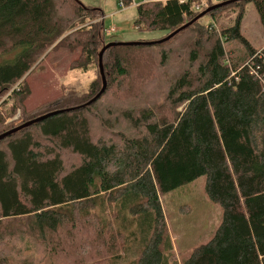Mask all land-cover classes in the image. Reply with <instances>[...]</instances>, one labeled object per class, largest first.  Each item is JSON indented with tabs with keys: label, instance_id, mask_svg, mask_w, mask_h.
Segmentation results:
<instances>
[{
	"label": "trees",
	"instance_id": "trees-1",
	"mask_svg": "<svg viewBox=\"0 0 264 264\" xmlns=\"http://www.w3.org/2000/svg\"><path fill=\"white\" fill-rule=\"evenodd\" d=\"M248 2L264 32V0L231 6ZM227 7L208 16L217 21ZM136 12L135 26L167 34L200 14L195 0L139 2ZM243 12L226 27L197 20L159 45L109 47L102 61L119 83L116 96L106 87L84 107L91 98L59 96L35 118L61 112L0 141V264H13L11 254L32 259L33 242L67 256L66 264H118L132 252L129 264H264V49L240 34ZM102 16L77 0H0V96L29 93L28 74L52 51H77L71 68L94 69L105 45ZM182 36L183 66L170 71L175 54L163 48ZM233 40L246 47L244 55L233 58L226 48ZM150 48L162 49L157 64L167 72L162 97L170 119L137 109L133 88L124 87L135 58L145 61ZM99 86L92 82L87 93L95 97ZM94 119L111 138H93ZM125 122L139 134L114 132ZM63 151L75 157L69 168ZM199 177L221 222L178 263L158 196Z\"/></svg>",
	"mask_w": 264,
	"mask_h": 264
},
{
	"label": "rangeland",
	"instance_id": "rangeland-1",
	"mask_svg": "<svg viewBox=\"0 0 264 264\" xmlns=\"http://www.w3.org/2000/svg\"><path fill=\"white\" fill-rule=\"evenodd\" d=\"M77 1L82 2L86 7L98 9L101 11V14H103L102 20L101 18L98 20L101 22L100 27H102V37L105 45L114 42H156L161 41V39L171 34H167L166 31L163 30L150 31L148 29L146 30L145 26H135L134 21L137 19L136 5L139 4L138 2L136 5L131 4V6L125 7L118 0ZM226 1L228 0H195V10L201 13L206 10V5L212 7V5ZM231 4L226 5L228 7L220 12L222 16H220L217 21H215V19L212 20L207 14L200 18L201 22L207 25L214 21L218 27L220 25L226 27L229 23L231 25V20H233L242 7L244 8V12L241 19L240 34H242L253 49H264V32L260 20L258 19L256 9L253 6V2L242 3L239 4V6H231ZM232 11H235V13ZM111 27H116L117 29V32L113 35L107 33V30ZM185 41L186 37L182 36L174 41L172 47L163 48H168V51L172 49L171 51L175 54L174 62L168 67L171 68L170 71L172 70V65L173 67H175V65H179V67L183 66L184 50L181 47H183ZM226 48L231 52L233 58L244 55L247 52L246 47L237 40L229 41ZM101 49L102 47L97 53H99ZM161 50L162 49H148L147 53H145V61L142 58H135V66L129 71V76L123 80V83L124 87L130 85L128 88H133L134 91H132L134 94L132 97L138 101L137 109L146 108V110L154 112V116L158 119L164 117L170 119L172 109L169 104L164 102V98L162 97V90L165 88L164 85H166L168 79L167 72L165 76L164 70L159 68L157 64ZM77 57V51L74 53H67L58 50L55 52L52 51L49 54L47 53L35 64L36 66L31 69L32 71L26 78V83H28L29 86V93L19 98L14 97L13 94L9 95V93L3 96L1 95L0 132L5 131L3 133H6L7 131L19 128V126L31 122L33 118L42 113L41 107L56 100L59 96H67L72 93L76 95L78 99L84 100L86 98H91L90 101L93 100L97 95L92 98L87 93L90 84L97 81L100 84V89L103 86V80H101L100 69L98 67V58L94 69L82 73L81 71L72 69L70 66L71 60ZM137 61H139V63ZM179 61L181 62L178 64L177 62ZM101 65L103 67V61ZM108 73V70L107 72L104 70L106 87H109L108 93H111L112 96H116L119 83L113 84L112 76H109L108 79ZM21 83L19 86L17 84L18 88L23 86ZM125 96L128 95L125 93L123 97ZM132 104L136 106L133 101ZM87 105L90 104H86L85 106ZM93 124V138L95 140H108L111 138V133L107 130H100V123H97L95 119ZM139 131L140 130L137 131L134 127L132 128L129 123L127 124L126 122L119 123L118 130L114 129V132H119L128 137L137 136ZM62 154L64 155V161L67 162L66 165L68 168L76 162L75 157H69L68 152L63 151ZM205 184V177H199L192 182L181 185L166 194L158 196L167 236L170 237L172 245V261L181 262L184 257H187L191 253L196 245L208 242L209 239L213 237L214 231L221 222V208L206 195ZM11 225L17 226L16 223H12ZM10 243H13L15 246L20 245L15 241ZM33 244L35 247L30 252L32 259L22 258V255L17 257L15 256L16 254H11L9 260L12 261L13 264H66L67 256L64 255L61 257L60 255L58 257H53L48 251L44 252L38 242H33ZM120 245L121 244H118V246ZM7 249L9 248L7 247ZM22 250L25 251L23 255H29V253H26L25 247L22 248ZM133 255L135 254L132 252L130 255L122 257L119 259L118 264H129Z\"/></svg>",
	"mask_w": 264,
	"mask_h": 264
},
{
	"label": "water",
	"instance_id": "water-1",
	"mask_svg": "<svg viewBox=\"0 0 264 264\" xmlns=\"http://www.w3.org/2000/svg\"><path fill=\"white\" fill-rule=\"evenodd\" d=\"M236 1H238V0H228V1H226V2L219 3V4H215V5H212V7H208V8H206L205 11L201 12V13H200L198 16H196L193 20L189 21L185 26H183V27H181V28L175 30L173 33H171L170 35H168V36L165 37L164 39H161V41L148 42V43H146V42H145V43H144V42H134V43H116V42H114V43H108V45H104V46L102 47V49L100 50V52L98 53V54H99V55H98V67H99V69H100L101 80H103V86H102V88L100 89V91L97 93V96H96L93 100H91L90 102H88V103H86V104H92L93 102H95V101H96V100H97V99L103 94V92H104L105 89H106V80L104 79V69H103L101 63H102V56H103V54H104L103 52H104L105 50H107L109 47H111V46H121V45H126V46H135V45H143V46H148V45H159V44H161V43H163V42H166V41L172 39V38L174 37L175 34H177L178 32H180V31H182V30H184V29H187V27L190 26L191 24H193V22H195V21L199 20L201 17H203V16H205V15H207V14L213 12V10H215V9H217V8H221V7H226V5L231 4V3H233V2H236ZM86 104H85V105H86ZM85 105H84V106H85ZM84 106H82V107H84ZM59 112H61V111L53 112V113H49V114H45V116H42V117H39V118H35V119H33L31 122L26 123V124H24V125H22V126H19V128H16V129H13V130L7 131L6 133L0 135V141H1L2 139L6 138V136H8V135H10V134H12V133L17 132V131H18L19 129H21V128L29 127V126H31L33 123L39 122V121L45 119V117H48V116H52V115L58 114Z\"/></svg>",
	"mask_w": 264,
	"mask_h": 264
},
{
	"label": "built area",
	"instance_id": "built-area-1",
	"mask_svg": "<svg viewBox=\"0 0 264 264\" xmlns=\"http://www.w3.org/2000/svg\"><path fill=\"white\" fill-rule=\"evenodd\" d=\"M166 1H169V0H133V3L132 5H136V3L140 2V3H146V2H156V3H159V2H166ZM180 2H183L185 0H179ZM198 9V8H197ZM117 32V29L116 27H111L107 30V33L110 34V35H113L114 33Z\"/></svg>",
	"mask_w": 264,
	"mask_h": 264
}]
</instances>
